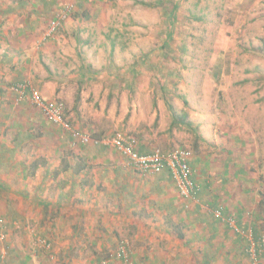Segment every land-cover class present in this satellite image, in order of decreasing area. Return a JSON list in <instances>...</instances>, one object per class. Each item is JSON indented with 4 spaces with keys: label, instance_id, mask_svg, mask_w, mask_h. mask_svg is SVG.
Returning <instances> with one entry per match:
<instances>
[{
    "label": "rangeland",
    "instance_id": "1",
    "mask_svg": "<svg viewBox=\"0 0 264 264\" xmlns=\"http://www.w3.org/2000/svg\"><path fill=\"white\" fill-rule=\"evenodd\" d=\"M74 6L67 19L80 16L82 31L63 30L68 49L75 50L66 69L78 70L81 63L89 77L59 80L60 87L74 90L83 83L84 111L78 114L64 100L73 126L93 140L123 130L150 140L153 147L181 146L193 155H207L209 165L220 169L215 183L231 186L221 190L222 203L242 223L234 208L250 210L249 221L264 232V0H83ZM77 7L86 14L75 12ZM59 59L47 65L61 76ZM16 66L1 64L2 72L11 75L0 81L6 93L13 81L28 80L24 71L14 73ZM10 98L3 94L16 118H30L29 112L45 119L36 104ZM82 113L92 122L83 121ZM179 115L190 125L177 122ZM60 130L69 150L105 146L83 144ZM12 193L0 189V218L6 225L0 264H10L14 248L25 247L27 226H35L18 212L22 193L15 191L16 200ZM13 200L21 205L16 212L7 205Z\"/></svg>",
    "mask_w": 264,
    "mask_h": 264
},
{
    "label": "crops",
    "instance_id": "2",
    "mask_svg": "<svg viewBox=\"0 0 264 264\" xmlns=\"http://www.w3.org/2000/svg\"><path fill=\"white\" fill-rule=\"evenodd\" d=\"M67 3L80 5L83 0H0V81L11 80L1 64L16 63L14 73L24 71L31 84L33 78L44 98L66 99L78 113L87 104L83 83L74 90L60 87L59 80L79 82L89 77L81 63L78 70L66 69L67 62H74L68 57L75 50L68 49L70 40L63 30L82 31L80 16L65 20L54 35L44 38ZM76 11L86 14L79 7ZM58 58L64 64L61 76L47 65ZM14 82L7 93L0 83V189L13 192L10 198L15 200V191L22 193L23 209L18 212L35 226H27L25 247L14 248L10 264H124L112 257L120 237L132 242L131 264H251L245 239L215 215L220 207L224 215L230 213L222 203L221 190L231 186L215 183L220 169L209 165L212 160L207 155L192 153L193 178L203 189L198 199L184 198L168 170L146 176L128 165L117 148L104 144L99 149L69 150L58 133L59 125L29 112L30 118H16V111L2 99L10 94L14 103L20 100L12 88ZM23 100L33 103L30 95ZM5 129L9 133L4 134ZM133 136L140 153L157 147ZM15 200L7 201L13 211L21 206ZM234 209L244 219L242 227L253 224L246 215L250 210L244 212L240 205ZM39 238L48 240L50 247H40Z\"/></svg>",
    "mask_w": 264,
    "mask_h": 264
},
{
    "label": "built area",
    "instance_id": "3",
    "mask_svg": "<svg viewBox=\"0 0 264 264\" xmlns=\"http://www.w3.org/2000/svg\"><path fill=\"white\" fill-rule=\"evenodd\" d=\"M73 3H67L56 15L52 21L44 38L54 35L74 10ZM13 90L18 98L23 100L30 95L32 102L42 111L45 118L62 129L71 133L75 141L83 144L95 142L113 146L121 152L128 161V165L138 169L142 174L151 176L168 170L176 182L179 194L188 199H198L202 192V185L193 178V168L191 166L192 151L185 147H175L163 149L155 147L149 153H140L136 147V139L126 131L119 130L112 136L95 139L87 132L74 127L71 121L66 117V103L62 99H46L36 90L31 82L21 81L13 85ZM224 208H216L215 215L222 218L236 233H239L246 241V252L249 254L251 264H262L264 258V232L258 233L253 224L241 226L239 218L234 213L224 215ZM4 219L0 218V239H5ZM5 225V226H4ZM40 247H50V242L44 238H39ZM133 255V246L129 239L120 238L117 243L114 254L115 259H120L124 264H131Z\"/></svg>",
    "mask_w": 264,
    "mask_h": 264
},
{
    "label": "trees",
    "instance_id": "4",
    "mask_svg": "<svg viewBox=\"0 0 264 264\" xmlns=\"http://www.w3.org/2000/svg\"><path fill=\"white\" fill-rule=\"evenodd\" d=\"M76 100L77 101L79 100V95L78 94H77ZM176 121L179 122V123H184L186 125H190V123L187 122V118L185 117V115H179V116H177Z\"/></svg>",
    "mask_w": 264,
    "mask_h": 264
}]
</instances>
